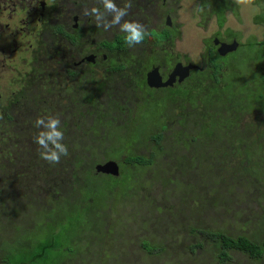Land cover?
<instances>
[{
    "label": "rangeland",
    "instance_id": "rangeland-1",
    "mask_svg": "<svg viewBox=\"0 0 264 264\" xmlns=\"http://www.w3.org/2000/svg\"><path fill=\"white\" fill-rule=\"evenodd\" d=\"M70 1L73 3L76 0ZM170 1L174 7L171 17L169 16V23L171 22L169 25L176 28L178 32L171 36V42L163 44V49L169 48L182 55H188L197 64L200 61L199 55L206 52L205 41L210 43V39L217 32L220 33L217 36L220 40H225L228 36L231 39L230 35H232L239 44V48L231 54L230 58L224 60L217 58V61L225 65L227 62L228 65L230 64V73L228 70L224 73L228 74L231 81L239 76L237 85H247L249 90L252 86L249 80L253 75L264 82V45L258 46L264 38V25L255 20L261 12L262 0H250L247 4L238 3V0H217V2L215 0H178V2L168 0ZM201 7L204 9L203 12L198 11ZM150 40H153V34ZM147 43H149L148 39L144 44ZM247 43L254 51L247 52ZM136 47L148 54L147 45H136ZM52 78L56 76L53 75ZM48 84L49 87L56 89L63 99L60 100L57 96L53 102H49L46 106L42 105V108L46 110L31 108L17 116L20 124L15 130L23 131V134L21 132L19 135L24 142L20 149L15 150V154L19 155V151L24 149L27 155L25 160H33L34 168L29 176L30 181L25 177L9 176L10 173L16 176V170H22L23 164L20 163L26 162L24 159L15 157L13 153H10L12 157L8 154L0 158V178H2L0 244L10 239L7 250L2 252L6 254L5 257L11 264L20 261L28 262L32 253L40 252L36 243L33 245L30 243L35 236V229L39 228L42 229L39 231L43 234L39 238L42 243L48 236L54 234V236H60L64 244L70 241L77 244L76 255L71 260H65L63 264H257L235 251L229 252V262L221 263L212 245L204 243L201 238L197 241L192 240L186 237V232L192 225L199 230L220 229L232 238L262 239L264 235L261 232L264 230V190H262L264 172L258 169L257 176L250 174L253 181L258 178L256 185L251 184L244 179L247 177L244 174L246 165L242 160L245 158L244 148L252 153V161L261 160L262 157L264 159L262 128L264 114L250 109L241 113V108L237 109L235 114H220L218 108H221L222 104L210 101L209 105L213 109L207 121V117L199 116L202 109L200 103L208 97H214L211 86L208 82L199 84L194 80V88L198 86V89H195L197 93L194 94L192 102L194 108L192 127L186 129L187 124L183 126L186 120L181 121L183 125L178 126L179 117L177 116V121L173 117L176 124L171 122L172 125H168V131L162 133L165 138L160 145L155 146L148 141L136 146L132 143L124 149L122 148L125 143L124 130L120 122H107L111 115L105 114L101 124L93 123L94 120L83 112L85 106L82 102L63 104L64 99L72 100L73 97L77 99L78 87L74 82L69 81V85L64 84L62 88L58 86L60 83L57 80L54 82L49 80ZM230 91L233 92L234 89ZM126 98L132 110L137 112L142 107L141 102H138L136 98L132 99L130 95ZM254 100L258 102V97H254ZM247 103L252 106L250 99L245 102V106ZM163 104V100L155 98L148 105L146 114L160 122ZM64 110H67L66 114L62 113ZM158 110L160 116L155 117ZM164 111L166 114L172 112L168 107ZM216 112H218L215 120L217 135L211 140H204L205 138L202 137L201 141L192 145L191 139L196 138L197 132L201 130L199 124L213 123L215 116L213 113ZM50 114L60 116L62 130L65 129L64 143L68 145L69 150V155L62 157L55 165H50L42 159L35 161V158H40L39 147L33 141L31 132H28L35 125L37 117ZM182 116L186 118V113ZM232 117L234 120L231 122L236 120L239 130H233L223 124L222 121ZM166 123L170 124L169 121ZM66 124L70 125L66 126ZM159 126L162 130L166 129L162 121ZM40 130L36 128L35 133ZM221 130L224 131L223 135L220 134ZM146 134L159 133L150 130ZM141 138L142 136L137 133L136 142ZM132 148L136 155L154 154V165L148 167L145 172L137 174L131 182L123 174L124 177L120 180L113 181L106 175L97 174L99 177L95 179H91L94 178L92 175L86 176L92 180L90 181L92 195H106V203H103L102 199L95 203L97 206L95 208L103 210L102 213L97 210V213L103 215L91 217L90 224L93 225L90 226L85 221L79 229L74 227L73 213L76 211L70 215L67 211L61 215V211L66 207L71 209L72 206L84 205L82 201L84 179L81 177L83 171L91 169L95 173L94 168L97 165L107 161L121 162L126 152ZM3 152H6L5 149ZM238 153H241L240 159ZM74 159L81 162V167L76 172L73 168H62ZM117 164L119 165L118 162ZM37 167L41 168V171ZM119 171L121 172V167ZM119 182L125 186V190H129L131 184L135 189L124 192L123 197L119 195L121 192L119 189L107 194L109 188ZM64 203H66L65 206H63ZM51 207L59 208V214L56 215L61 216L52 217V214L45 218L44 212L48 214ZM42 212L43 218L40 221ZM92 219H94L93 222ZM145 240L157 247L156 252L146 248L145 245L143 246L145 249L142 248V241ZM21 243L32 246L24 251ZM197 243H202L201 249L196 248ZM60 251L61 247L48 258L60 257L58 255ZM2 252L0 251V261L4 257ZM151 252L155 253L148 254Z\"/></svg>",
    "mask_w": 264,
    "mask_h": 264
},
{
    "label": "flooded vegetation",
    "instance_id": "flooded-vegetation-1",
    "mask_svg": "<svg viewBox=\"0 0 264 264\" xmlns=\"http://www.w3.org/2000/svg\"><path fill=\"white\" fill-rule=\"evenodd\" d=\"M115 2L123 7L125 0ZM92 7L103 10L100 0H76L73 3L70 0H0V158L13 153L17 158L26 159L24 149L19 151V155L15 154V150L20 149L24 142V139L18 137L19 132L23 134V131L15 130L20 124L17 116L31 108L44 111L46 109L42 105L53 102L57 96L60 100L63 99L56 89L49 87V80H57L60 83L58 86L62 88L64 84L69 85V79L78 77L74 80H79L81 94L88 100L83 103V112L111 115L110 121L120 122L126 128L134 127L145 117L148 118V105L155 98H160L164 102L161 121L165 128L168 129L171 122L175 125L178 116L177 125H183L181 121L186 120L183 126L187 124V129L193 126L192 102L197 93L195 89H198V86L194 88V80L199 84L210 83L212 91L216 86L230 88L233 84L238 87L236 79L231 81L228 74L224 73L227 70L230 73V64L217 61V57L222 60L230 58L239 48L232 35L231 39L228 36L225 40H220L217 37L220 33L217 32L210 39L211 44L205 41L206 52L199 55L200 61L197 64L188 55L162 48L178 32L169 25V16L171 17L174 7L172 1L132 0V8L124 19L144 24L157 36L153 40L148 39L149 43L142 44L147 45L148 54L138 47L130 48L124 41L125 34L119 31L118 26L108 31L98 27L94 17L84 15V10ZM222 43H236L237 47L235 51L221 57L217 49ZM210 47L213 48V56L217 55L212 63V59H207ZM18 64L20 65L17 66ZM179 64L182 67L192 65L195 69H191L182 81L176 76L171 86H148L149 73L155 71L161 82L165 83L175 70H179ZM215 66H219V69H215ZM214 71L219 74H213ZM53 75L56 78H52ZM62 77H66V80H62ZM127 95L141 102L140 109L136 106L137 112L129 106ZM71 101L79 102L73 97L72 100L64 99L63 104H73ZM90 104H95L97 109H91ZM167 107L172 110L171 114L164 111ZM212 109L209 107L203 112L200 110L199 116L207 117L208 121ZM93 110L97 112H92ZM236 110L228 106L218 108L220 114H235ZM184 113L187 119L182 116ZM217 114L218 112L213 113V123H217ZM156 115L160 116L159 110ZM231 120L234 117L222 122L237 130L238 123L236 120L232 123ZM209 125L199 124V128H207ZM223 132L220 134L223 135ZM238 158H241V153H238ZM25 161L20 163L23 168L21 171L16 170V176L11 173L9 176L29 178L33 171L31 159Z\"/></svg>",
    "mask_w": 264,
    "mask_h": 264
},
{
    "label": "trees",
    "instance_id": "trees-1",
    "mask_svg": "<svg viewBox=\"0 0 264 264\" xmlns=\"http://www.w3.org/2000/svg\"><path fill=\"white\" fill-rule=\"evenodd\" d=\"M215 2H217V0H215ZM213 5H215V4H213ZM260 7H261V12L259 13V15H257L255 17V20L259 23L261 22L264 25V1L263 0H262V3L260 4ZM154 37H157V36L153 35V38ZM262 45H264V38H263V41L260 44H258V46H262ZM246 49H247V52H249V53L254 51L251 49V45H249L248 43H247ZM261 49H262V47H261ZM207 52H208V58L207 59H212L210 61V63H212L213 59L215 57H217V55L213 56V54H212L213 48L212 47H210L209 51H207ZM213 69L214 68H212V70ZM215 69H219V66H215ZM213 74H219V72L214 71ZM235 79H236V83H239V76H236ZM62 80H66V77H62ZM69 80L74 82V84L78 87V91H77V93H79L77 95L78 101L82 102V103L88 101L84 98V95L81 94L82 92H81L80 87H79L80 86L79 80H77L76 82L73 78H71ZM249 81H250V84H252L250 90L247 87V85H242V86L239 85L238 87H234L233 84H232V86H230V88H226V87L214 88L213 91H211L212 96H214V97H212L213 99L208 97L207 99H204L202 104L200 103V107H203L201 109V111L203 112L207 108H209L210 107L209 104H211L210 101H213V102H218L219 104H222V106H228L229 105L233 109H240L241 108V111H243L244 109H250V110L257 109L256 111L258 113L264 114V82L262 79H257L255 75H253ZM98 89H101V88H98ZM231 89H234V91L231 92L230 91ZM253 96L255 98L258 97V102H256L254 100ZM243 99H245V100H243ZM249 99L251 100L252 106L250 103H247V105L245 106V102ZM207 101H208V104H207ZM71 103H73V102L71 101ZM226 103L228 105H226ZM90 106H91V109H97L95 104H90ZM94 111L95 110H93L92 112H94ZM95 112H97V111H95ZM62 113L66 114L67 110L62 111ZM86 113L88 114V112H86ZM88 115H89V118H92L94 120L93 123L101 124V121H102L103 116L105 114L104 113L94 114V113H91V111H89ZM147 117L148 118L145 117V119H143L140 124H137L134 127L128 126V128H126V127L122 126V129L124 130V134H125V136L123 138L125 143L123 144L122 148L124 147V149H126L132 143L135 144L134 146L143 145L145 142L147 143L148 141H151L152 143L154 142L155 146L160 145L161 141L164 140V138H165L163 136V134L165 132H167L168 129L162 130L159 126L160 122H157V120L155 118H153L152 116H147ZM155 117H158V116L156 115ZM110 119L107 120V122H109V123L115 122V121H113V122L110 121ZM216 124L217 123H211L207 128H200L201 130L199 132H197L196 138L191 139L192 145L201 141L202 137L205 138L204 140H208V139L211 140L212 138H214L217 135L216 133H218V132H215ZM68 125H70V124H66V126H68ZM143 127L145 129H142ZM262 128L264 130V127H262ZM35 129H36L35 125L33 126V128H30V132L33 133V135H32L33 141H34V138H35L36 133H37V132L35 133ZM150 130H153V131H155V133H159V134L147 135L146 133L149 132ZM237 130H239V129L237 128ZM63 131H65V129H63ZM137 133H139L143 137V139H140L139 141L136 142ZM263 135H264V131H263ZM18 137H20V136H18ZM123 140L121 142H123ZM244 145H246V143H244ZM244 155H245V158L243 160V163L246 165V168L244 169V174H246V176H247L244 179L246 181H249L251 184L254 183L256 185L258 183V178H256L255 181H253L250 177V174L253 176H257V170L258 169H261L264 172V159L262 157L261 160L252 161V157H253L252 153L246 148H244ZM124 157L125 158H123L121 160V162H119V160L117 161L119 163L118 166L121 167V172L119 171V176L116 178L111 177V176L108 177V178L112 179V181L113 180H120L122 177H124L123 175H125V177L129 180V182H131L137 174L145 172V170L148 167L154 165V163H155L154 162V158H155L154 154H151L149 156L136 155V154H134L133 148L128 150ZM37 160L39 161V160H41V158H35V161H37ZM31 165H32V169H33L34 168V162L32 159H31ZM80 167H81V162L78 159H74V161L69 162L67 165L62 166L63 169L64 168H73V171H75V172ZM37 168L39 171H41V168H39V167H37ZM82 169H84V168H82ZM88 175H92L94 177L91 179H95V178L99 177V175H97V174L95 175V173L91 169H87V170L83 171L81 177L84 179L83 180V182H84L83 194H82V201H83L84 205L81 207L80 206L79 207L72 206L71 209L66 207L65 210L61 211V215L63 213H65L66 211L69 212V213H67L68 215H70L73 211H76V213H73V219L75 221L74 227H77L78 229H79L81 224H83V223L85 224V221H87L90 224V218L91 217H100L101 215H103V214H101V215L99 214V213L103 212V210L101 208H95V207H97L95 203H97V201L99 199H102L103 200L102 202L106 203V197H105L106 195L105 196L96 195V194L92 195V193L90 191V188H91V182L90 181H92V180H89L86 177ZM20 178H22V177H20ZM76 178L77 177L74 174V179H76ZM26 179L29 180V178H26ZM104 182H108V181L104 180ZM115 189H119L121 191L119 193V195H121L123 197L124 192L133 191L135 188H134L133 184H131V188L129 190H125V186L119 182L118 184H114L112 187H110L107 194L114 192ZM262 190H264V186L262 187ZM119 195H117L118 198H121V196H119ZM65 205H66V203L63 204V206H65ZM73 207H74V210H73ZM59 210H60L59 208L51 207L49 209V211L47 212L48 214H46L44 212V217L45 216L50 217L53 214L52 217L58 218L59 216H61V215H56V214H59V212H58ZM81 210L83 211V213H81L82 212ZM97 210L99 213H97ZM94 211H96V212L94 213ZM42 218H43V212L40 215V221L42 220ZM93 221H94V219H92V222ZM187 224H191V223H187ZM91 225H93V224H90V226ZM189 227H190V229L188 232H186L187 233L186 237H189L192 240H196V241L198 238H201V240L204 243H206L208 245L209 244L212 245L213 249H215L217 251L218 257L221 260V263L229 262L230 261L229 252L235 251V252H239V253L243 254L244 256L248 257L250 260L255 261L257 264H259V263L264 264V235H263L262 239H258L257 237H255L253 239H249L247 237L232 238V237L224 234V232L220 229L213 231V230L195 229V226L193 228L192 225ZM39 231H42V229L41 230H40V228L35 229V232H36L35 236H34V238H32L30 240L31 241L30 243L32 245L36 243V245L39 246L38 248L40 249V252L37 254L32 253L31 259L28 262L20 261L16 264H63L65 260H71L72 257L76 255V251H78V246L76 243H73L72 241H70L67 244H64L60 240L61 237L60 236H54V234H51L50 236H48V238L45 239L44 242L42 243V241H39V238L42 237L43 234H40ZM172 231H173V229H172ZM261 232L264 233V230ZM45 233H46V230H45ZM28 238L29 237H27V239ZM9 240L2 242L0 244V251L1 252H2V250L4 252L7 250V246L10 244ZM185 241H188V240L185 239ZM142 243H143V244H141L142 248H144L143 247L144 245L148 249L155 250L157 248V247H155V245L153 243H151L147 240L142 241ZM3 245H4V247H3ZM20 245H21V247L24 248L23 249L24 251H26V248H28V247L30 248L32 246V245L27 244V243H21ZM201 246H202V243H197L196 248L199 247V249H201L202 248ZM60 247H61V251L58 254V255H60V257H56V258L52 257V259L48 258L50 254L57 252V249ZM62 250L65 252L63 253ZM4 252H2V255H4V257H2V259L0 261L1 264H11L10 260L6 259V257H5L6 254ZM155 252H156V250H155ZM155 252H151L148 254L153 255ZM55 256H57V255H55ZM79 256H83V255H79Z\"/></svg>",
    "mask_w": 264,
    "mask_h": 264
},
{
    "label": "clouds",
    "instance_id": "clouds-1",
    "mask_svg": "<svg viewBox=\"0 0 264 264\" xmlns=\"http://www.w3.org/2000/svg\"><path fill=\"white\" fill-rule=\"evenodd\" d=\"M250 0H238V3L247 4ZM103 10L98 7L85 9L84 15L95 18L98 27L108 31L112 27H119L124 33V41L130 47L142 45L146 39L152 37V32L142 23L135 20L124 19L132 8V0H125L123 7L117 5L115 0H100ZM199 12L204 9L198 8ZM108 17H111L109 19ZM35 127L41 129L34 138L39 146L40 158L50 165L58 164L62 157L69 155L68 145L64 143L65 135L61 126L59 115L37 117Z\"/></svg>",
    "mask_w": 264,
    "mask_h": 264
},
{
    "label": "water",
    "instance_id": "water-1",
    "mask_svg": "<svg viewBox=\"0 0 264 264\" xmlns=\"http://www.w3.org/2000/svg\"><path fill=\"white\" fill-rule=\"evenodd\" d=\"M236 47H237L236 43H232L231 45H226L222 43L221 45H219L217 49V53L219 54V56L223 57L226 54L235 51ZM178 68L180 71L175 70L165 83L161 82V78L155 71L149 73L147 76L148 86L151 88H164L167 86H171L176 76L179 77V81H182L185 78V76L188 75V72L191 69H195V67L192 65H189L187 67H182L180 64L178 65ZM94 171L95 174H99V175H106L114 178L119 176V166L114 161H108L103 164L97 165L95 166Z\"/></svg>",
    "mask_w": 264,
    "mask_h": 264
}]
</instances>
